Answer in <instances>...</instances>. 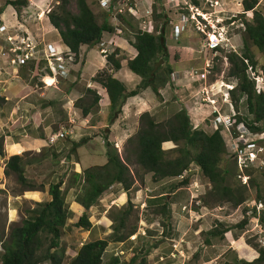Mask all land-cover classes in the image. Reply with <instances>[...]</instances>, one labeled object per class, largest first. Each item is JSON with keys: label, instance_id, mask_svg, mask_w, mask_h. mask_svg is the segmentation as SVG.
Wrapping results in <instances>:
<instances>
[{"label": "rangeland", "instance_id": "obj_1", "mask_svg": "<svg viewBox=\"0 0 264 264\" xmlns=\"http://www.w3.org/2000/svg\"><path fill=\"white\" fill-rule=\"evenodd\" d=\"M4 1L5 0H0V2ZM90 1L93 2V0ZM185 1H187V3L191 5L188 0ZM240 1L241 0L197 1L198 12H203L202 17L199 16L197 20L206 26L203 29L204 32L218 33L219 30L223 29L224 37L226 38L228 43L218 45V47H223L220 51L208 50L204 45V38L206 35H203L202 33L196 31L191 23L187 22L185 26L181 24L180 16L186 15L184 12H189L187 5H184L182 0H164L162 8H160L159 12L158 6H160V3H158V5L153 4V7L151 5V14L149 13L150 19H145L144 16L141 19V17L138 16V18L141 19L138 25L134 19L136 17V13H134V16L126 13L124 14L125 20L130 23L131 19L132 24L136 25V28L138 29H141V27H143L145 28V30H151L154 33L156 27L158 29V26L165 25L164 29L166 32V40H168L166 43L172 45L169 40H174L175 42H178V46L182 47V49H171L169 52L167 50L168 60L171 63H174L176 65L174 66L177 68V71L173 70L171 72L174 78L173 80L170 79L171 89H173L175 99L182 100L188 106L191 105L194 107L195 104L201 106V109L199 110V113L196 117H194L193 114L189 113L188 110L185 109L189 124H191L192 128H194V126H197L199 122V128L203 129L207 133H210L214 130L212 121L214 120V117L217 116L216 120L219 125L215 123V126L217 127L216 130L219 131L224 144V152L220 154L218 165L220 167L226 168V170L229 172L228 174H226L225 184L229 185L235 190L237 189V191H240V193L242 194L243 201L240 203V207L231 208V205L227 203L221 204L219 201H217L216 196L210 190V183L204 176H202L200 170L194 163H190L188 165V167L180 174L181 177H164L156 181H152L150 172H144L139 166L134 164L132 156L127 152L129 145L126 144L125 139L122 141L121 145L118 146L119 150H117L114 145L113 148H115L120 158L124 157V155H127V157L129 158L127 167L130 174H133V182L131 184V187L125 193L126 197L129 198V205H126V201L121 204L117 201L115 202V204L109 205V207L106 208V205L108 204V198L110 196L109 190H111L110 188H108L98 197L100 201H97V199L93 205L89 206V208L85 210L88 221L90 222V226L87 230L74 226L73 223H70L66 219L64 223L65 225L60 228L59 245L64 250L61 264H67V262L75 254V251L81 243L98 239V237H101V239H105L107 243L101 256V264H105L107 260L115 254L118 258L117 264H141L140 259L145 252L144 250H149L150 246L153 245V242L159 240L163 242V244L159 246L155 253H152L150 255L148 264H206L204 262H208L211 259L207 258L208 255L211 256L212 253H218L222 251L220 249H223L224 247H220V249L218 250L217 247L204 249L201 241L206 236H208V230L205 229L209 228V225H211V223L214 224V220L215 222H217V220H219L218 222H222L218 225L219 230L223 229V225L227 226V228L230 229L237 228L236 226L238 223L236 222L241 218L240 210H244V208L242 207V203L251 198H256V196L264 199V182L262 177V173H264V131L251 132L248 130L245 131L240 127V123L243 124V126L253 124L255 126H261L262 130H264V118L260 122L252 123V114L247 112L244 95L234 92V97L232 98V96H230V92L225 93V88L232 87L228 86V84H232L235 86V84L237 83V79L228 74L229 70L233 69L232 63L233 61L236 62V58L230 57L228 60L225 55V53L232 50L236 51L235 54L237 58L242 54L247 55V59L243 60L245 64L244 74L246 75V78L251 82L255 93H264V60L257 48L252 45L251 42L247 39V36L242 29L243 21L250 20L251 14L247 15L246 12L242 11ZM131 2L133 3V1ZM26 3V5H30V7H22L23 9L20 10L19 15H17L15 11L11 15L17 16V20L14 24L18 23L22 25V27L26 28L29 34H31L34 39H40L42 42L46 41L36 35L35 28H37V26H34L38 24L39 20L42 18V16L38 18V15H36L39 10H45L46 12V10L51 9L52 11H62V13L65 14L75 12L73 1H70L65 5H60L59 0H26ZM263 4L264 0H257L256 8L261 13L264 12ZM96 5L99 7L98 3ZM183 6H185L187 10L184 9ZM161 10L164 11L165 18H167L166 21H164V15L160 13ZM156 12H158L161 17H156ZM103 14L104 13L101 11L95 14V19L98 23L102 21V18L104 17ZM110 14L113 16H117L114 12H110ZM41 22L45 23L46 21L42 19ZM110 24H112V26L116 28H118L117 26H119L118 22H116L115 19L114 21L112 20ZM174 26L177 27V30H175L177 36H173L172 33ZM38 28L39 30H43L40 24H38ZM120 28V34H122V36L127 40L131 39V33L136 29L126 27ZM185 28L189 30V33ZM52 34L54 36V39H56V32H53ZM217 36L219 35L216 34V38ZM105 44L107 43L105 42ZM114 47V45L113 47H111L113 49H111L110 52L114 50ZM90 48L91 47L88 46H82L81 52L87 53ZM116 50L118 52V49ZM91 53L94 54L93 49L91 50ZM121 53L123 54V56L118 53L116 54L115 58L121 61L122 57H124L123 59L125 60L131 57V54L127 52L122 51ZM75 63L76 60L68 65L69 72L70 70L71 72H74V69L72 67ZM0 65V74H4L6 76L8 75L7 77H9V79L15 77L13 75L11 76V71L7 72V65L3 58L0 59ZM161 65L162 63L159 66ZM239 65L240 64L238 63V69L241 68V66ZM38 67V69H41L42 71V61L39 63ZM200 74H203L204 77H201ZM136 78H138V76H136ZM178 79H180V82L177 83L176 81ZM71 80L72 78L70 79V81ZM39 82L43 85V83L40 81V78ZM174 82L177 83V85ZM57 84L60 88V93H62V91L66 90L68 81L59 80ZM79 86L81 85L77 83L76 87ZM174 97H171L169 95L168 101L164 104V106H162V104L156 103L151 105V107L148 109L149 114H151L156 121H166L177 109L183 107L181 106V102L173 101ZM212 98L215 99V103L208 102V99ZM66 100L67 99H64V101L62 100L61 108L59 107V104L61 106V101H58V105H56V108L61 111L62 116H65V112L67 111L64 109L65 107H63V104L64 106L66 104ZM88 100L89 99L87 98V94H85L82 97V101L84 102V104H86ZM8 105H12V102L9 104L4 103L2 106V110L5 111ZM92 110H96V112L99 111V106L92 108ZM212 110H215V114H211ZM230 115H233L234 120H236L235 124H233L232 126L233 132L232 130L230 131L232 133V138L229 136L224 126L221 125L223 123L226 124V117ZM193 119L195 120L193 121ZM124 121H120L117 124V128H120L121 124ZM127 125L130 128H132L133 126L137 129L138 119H131V121L127 123ZM134 132L132 134H134ZM88 133L93 136L92 134L94 132L92 133V131H88L86 135ZM239 133H242L243 138H245L246 140H254L255 146L253 148H249V146L245 148V145L243 144L245 139H243V145H240V147H242L243 149L241 148L242 150H240V152L237 151V153H239V156L238 158H236L234 153V137H239ZM96 134H98L103 139L104 137H107V134L106 136H104L103 131L96 132ZM61 141L64 144L63 148L55 155V152L53 150H51L52 152L48 151V155L43 159L41 158L42 153L34 155L33 151L31 150L22 153V157H24L22 160L28 161L29 159L31 160L32 158L38 157L42 163V167H40V169L38 170H32L30 169V167H26V169H23V175L25 176L29 185L32 187V189L30 190L23 184L17 182L16 176L13 172L8 171V174H4L3 171L5 166L3 165L2 161H0V254L2 252V244L8 239L10 228L14 225L19 224L21 219L28 217L32 209H38L40 207V204L44 202L43 201L37 203V201H34L38 200L37 194L34 192V190L39 188L43 189L45 186L47 188L48 184L56 182L58 179H60L61 182L63 181V183H61L60 185V190L63 193L64 205L66 207L70 199L73 197L75 199V196L81 192L80 182H77V180H73L70 174L65 175V171L64 175L63 173L60 174L61 167L58 166H61V159L64 158V163H62V165H64L65 167L67 164L66 161L70 159L74 160L76 158L77 152L76 150H74L73 152L69 151L70 143L68 142V140L67 142L66 140ZM1 144L2 150L5 155L8 154L5 152L18 153L20 151L17 145H8L6 149L3 146V140L1 141ZM173 147H175V145L171 141L162 142L161 144V148L164 150L171 149ZM94 152L96 155L103 154L105 156V152ZM247 152H252L254 154L252 161H244V156ZM51 154L55 157H51ZM173 155L174 154H170V157H172ZM246 156H248V154H246ZM53 161H56L57 164H53ZM88 161L92 162V160ZM99 161L100 159L97 158L93 162L96 163ZM237 162L238 165L241 166V170L238 169ZM242 164H244L245 167H243ZM242 175H245L246 183H243L244 179L242 178ZM193 184H196L195 189H197L196 193L198 195L197 201L193 199L192 203V208L196 211H194L197 216V218L195 219L197 220L196 222L194 219H188L187 214L180 211V205L186 204L187 198H189L188 189L192 191V186H194ZM67 185H70L71 189L66 194L65 188ZM113 189V194L123 191L120 185H115ZM136 189H142V193L141 195H139V201H143V203L139 202L138 199H134V193ZM175 189L176 191H174L173 196V202L175 203V207L173 206V208L175 212L178 216L182 214L183 218L187 219L189 225L195 224L194 227L201 229V231L193 237L191 231H189L188 229L184 231L185 239L188 238V234L186 233L188 230V233L191 234L192 237L191 240L188 239V241H186L185 239L181 238V242L175 247L176 250L182 252L183 257L179 256L177 252L173 253V256L168 255V253L173 249L170 246L172 241L169 242L163 239V237H170L171 229L165 228L167 209L164 207L163 211H161V202L162 200H166L167 202L172 200L171 196H169L170 198H168V196H165V194L167 195L168 193L169 195L170 192ZM44 191L47 192L46 189ZM158 194H163L165 197H155ZM196 202H198V205H195ZM215 203H219L217 205H220L221 209H217L216 205H213ZM96 204L103 205L102 207H99V209L101 208V211L103 212L100 211V213L97 214L98 208H96ZM123 209H127L129 212L125 225L134 226V228H136V237L134 238V240H129L127 237V239H124L120 242L110 241L109 234L111 232V226L116 223V220L115 223L111 221L110 216L113 215L117 217L119 215V212ZM157 211L162 214L158 213ZM99 220H102V225L96 224V222ZM231 232L233 235L235 234L233 233L235 232L234 230H232ZM214 237L216 238L218 244H226L225 241L223 242L224 236L222 237L220 235ZM243 237L246 244L253 247L254 250H256L258 253V243L257 241H255V237L248 238L247 235H244ZM159 256H162V259H159ZM221 262H219V264H229L226 261L222 263ZM215 263L218 264L217 262H209V264ZM41 264L47 263L43 262ZM249 264H264V261L253 262Z\"/></svg>", "mask_w": 264, "mask_h": 264}, {"label": "trees", "instance_id": "obj_2", "mask_svg": "<svg viewBox=\"0 0 264 264\" xmlns=\"http://www.w3.org/2000/svg\"><path fill=\"white\" fill-rule=\"evenodd\" d=\"M70 1H73L75 12L65 14L62 11L49 9L46 17L49 24L56 29L62 44L74 53L76 58L80 45L91 46L97 43L100 40L101 33L109 31L111 28L104 22H96L86 0H59V4L65 5ZM189 1L195 6L198 5L197 0ZM4 2L10 5L17 15H19L22 7L27 4L26 0H5ZM240 5L243 12H246L247 15L251 14L250 20L243 21L242 29L247 39L257 48L264 60V12L261 13L256 8L257 0H241ZM118 17L126 21L124 17ZM156 17L161 16L156 14ZM129 43L134 48L135 54L126 60V67L140 78L133 89L126 90L124 85L113 78L105 69L96 72L91 77V80L98 82L104 88L107 95L109 104L106 121L108 123H111L116 117L126 97L133 96L146 87H149L155 95H158V89L169 84L171 67L168 63L163 25H160L157 33H147L135 29ZM235 53L236 51L225 53L228 60L230 57L236 58V62L233 61L232 63L233 69L228 72L230 76L237 79L233 90L229 91L230 96L233 98L234 92L244 95L247 112L252 114V123L260 122L264 118V93H255L251 82L244 74L245 64L243 60L247 59V55L242 54L237 58ZM116 54L117 50L114 49L105 56L112 70L119 68V59L115 58ZM159 59L162 61V65L152 70L153 64ZM238 63L241 66L240 69H238ZM85 94H87L89 100L86 105L81 106L80 111L83 115L88 112L90 107L96 106L99 98L95 91L88 88L85 89ZM137 119L138 127L136 131L126 138V144L129 145L127 152L132 156L134 164L144 172L151 173L152 181L164 177L178 176L190 163H194L202 176L210 183V190L216 196L217 201L221 204L227 203L231 205V208L236 207L243 201L240 191L225 184L226 174L229 172L226 168L218 165L220 154L224 152V144L218 130L215 129L207 133L201 128H192L183 107L177 109L164 122L156 121L146 111L141 112ZM245 127L251 132L264 131L261 126L253 124ZM85 141V138H80L77 142H72L69 151L73 152ZM166 141H171L175 147L167 150L162 149L161 144ZM105 144V162L102 165H92L82 169L80 175L76 173L71 175L73 180L78 179L81 184V192L75 196L74 200L83 208L82 213L73 225L84 230H87L90 226L85 210L93 205L110 185L118 183L123 192L126 193L133 182V174H130L127 167V162H129L127 155L120 158L112 144L106 141ZM1 149L0 140V154ZM170 154L174 155L170 157ZM4 166V174H8V171L13 172L18 183L23 184L29 190L32 189L23 175L24 168L21 156H9ZM262 177L264 182V173H262ZM60 185V179L48 184L47 194L49 199L44 202L40 201L43 203L40 204L38 209H32L28 217L21 219L19 224L10 228L8 239L2 244L0 264H41L43 262L61 264L64 250L59 245L60 228L65 225V220L69 218L70 212L64 205ZM254 199L264 203V199L259 196ZM125 203L129 205L128 197H126ZM161 204V211H163V208H166V200H162ZM217 204L219 203L213 205ZM128 215V210L123 209L117 217L110 216L112 222L115 223L116 220V223L111 226L110 241H123L135 232L136 228L134 226L125 225ZM246 221L247 215L245 211H242L241 219L236 222L239 231L244 228ZM214 223L207 232L208 236L221 235L223 237L224 232L230 229L223 225V229L219 230L218 225L222 222H215L214 220ZM205 240H208V238L206 237ZM106 244L105 239H94L81 243L67 264H101V256ZM140 260L141 264H144V256ZM262 261H264V248L258 247L256 259L249 263ZM117 262L118 258L115 255L110 257L105 264H117ZM241 263L249 264L246 262Z\"/></svg>", "mask_w": 264, "mask_h": 264}, {"label": "crops", "instance_id": "obj_3", "mask_svg": "<svg viewBox=\"0 0 264 264\" xmlns=\"http://www.w3.org/2000/svg\"><path fill=\"white\" fill-rule=\"evenodd\" d=\"M132 1L136 13V17L134 19L135 22H137V25L143 16L145 19L147 18L150 19L149 13L151 14V7H150L151 5L153 7V4L158 5V3H160L159 4L160 6H158L159 7L158 12H159L164 2V0H132ZM86 3L94 16L99 11L104 13L103 14L104 17L102 18V21L100 23L104 22L111 29L109 31H103L101 33L100 40L97 43L88 46L91 48L87 53L81 52L82 46L86 47V45L79 46L78 54L76 56V63L72 67L74 69V72H71L70 70L68 75L62 80V81L65 80L68 81L66 90L60 93L59 90L60 88L58 87L57 83L54 86L42 85L39 82V74H40V71L38 69L39 67L32 61H29L26 64L15 68V70L11 72V76L12 75L15 76L13 78L9 79V77H7L8 75L6 76L4 74H0V140L1 141L3 140V146L6 149L8 145L10 146L17 145L20 149L18 153L5 152L8 153L6 155L1 149L0 161H2L3 165H5V161L11 155H19L22 157L23 152L31 150L33 151L34 155H38L42 153L41 158L43 159L48 155L47 153L48 151L53 150L55 152L54 153L55 155L63 148L64 144L62 143L61 140H66V142L68 140V142L71 145L72 142H77L80 138H85L86 141L75 149L77 151L76 158L74 160L70 159L66 161L67 164L65 167L64 165H62V163H64V158H63L61 159V166H58L61 167L60 174L63 173L64 175V171H65V175L67 174L72 175L73 173L80 175L82 169L89 167L91 165H102L105 162V156L103 154L96 155L94 152V151L105 152L106 150L105 141L112 144V147L114 145V147H116L117 150H119L118 146L121 145L122 141L125 140L126 137L130 136L136 130L135 127L132 126V128H130L127 125V123L131 121V119L134 118L136 120L138 114L144 111L148 112V109L154 103L162 104V106H164V104L168 101L169 95L171 97H174L173 94L174 92L173 89H171L170 84H166L163 87L159 88L158 95H155L150 90L149 87H146L140 90L135 95L126 97V99L124 100L123 104L120 107V111L116 114V117L113 119V121L111 123H108V121H106V117L108 115V104H109L107 95L105 93L104 88L101 87V85L98 82L91 80V77L94 76L96 72L105 69L111 74L113 78L120 81L124 85L126 90H131L138 84L140 78L139 77L136 78L137 75L134 76L135 74L133 73L134 74L133 75L132 72L128 70V68L126 67L127 59L125 60L123 59L124 57H122L121 61L119 60V68L116 70H112L110 68V65L105 59V56L110 53L111 49H113L111 48L113 47V45L116 47V48L114 47V49H118L117 54L119 53L120 55L123 56V54L121 53L123 51L131 54V57L134 56L135 50L130 45L129 39L127 40L125 37L122 36V34H120L121 33L120 27L135 29L136 25L132 24L131 19H130V23H128L127 20L126 21L121 20L118 16H113L110 13L105 12L102 8L96 5L94 0L93 2L90 0H86ZM28 7H30V5L29 6L26 5L23 8H28ZM158 12H156V14H158ZM13 13H14V9L10 5L5 4V2H0V19H3L5 24L12 25L15 23V21L17 20L16 19L17 16L16 15L11 16ZM160 13L164 15V11L161 10ZM138 16H140L141 19L138 18ZM42 19L46 21L45 22L46 24L41 22ZM114 19L116 20V22H118L119 25L117 26L118 28L110 24L112 20L114 21ZM164 20L165 21L167 20V18H165V15H164ZM38 24H40L43 30H39ZM38 24L34 25L37 26V28H35L36 30L35 33L37 36L41 37V39L45 40L46 42L52 43L54 45H58L61 43L56 29L49 24L47 18L44 15L39 20ZM164 26H163V35L168 52L171 49L173 50L176 48L182 49V47L178 46V42H175L174 40L171 41L169 40V42L172 43V45L166 43L168 40H166V32ZM159 29L160 26H158V29L156 27L155 33H157ZM187 31L189 33V30ZM53 32H56L57 34L56 39H54V36L52 34ZM132 33H131V39H132ZM105 42L107 44H105ZM92 49L94 50V54L91 53ZM0 59L2 58L0 57ZM168 63L171 67V71L177 69L174 63H171L169 60ZM6 70L7 72L11 71L10 67L8 66ZM71 78L72 80L70 81ZM176 82L177 83L180 82V79H178ZM77 83L80 84L81 86L76 87ZM177 83L175 84L177 85ZM87 88L95 91V93L99 96V98L96 106L90 107L88 112L83 115L81 114L80 110H81V106L86 105L82 101V97L85 95V89ZM64 99H67L65 101L66 102L65 106L63 104V107H65L64 109L67 111L65 112L66 113L65 116H62L61 111L56 108V105H58L57 103L58 101H61V106L59 104V107L61 108L62 100L64 101ZM173 101L181 102V106H183L184 109H187L189 113L193 114L194 117L197 116L199 110L201 109L200 105L195 104L194 107L191 105L188 106L182 100L175 99V97ZM11 102L12 105L10 106L8 105L5 111H3L2 110L3 104L4 103L9 104ZM97 106H99V111L97 112L96 110L93 111L92 108ZM71 120L72 122H69ZM194 120L195 119H193V121ZM120 121H124V122L121 124L120 128H117V124ZM198 125L199 122L197 126H194V128H199ZM59 128L70 129L71 135L69 136L65 135L63 138H58L52 144L48 145L46 143V138L50 135V133L56 131ZM88 131H92V133L94 132L92 134L93 136H91V134L89 133L86 135ZM100 131H103L104 136H106L107 134L105 140L101 138L98 134H96V132H100ZM54 155H52L51 157H55ZM23 158L24 157H22V159ZM97 158L100 159V161L94 163L93 161ZM88 160H92V162H89ZM22 163L24 169H26V167H30V169L32 170H38L40 169V167H42L41 160L38 157L32 158L31 160L29 159L28 161L22 160ZM53 164H57V162L53 161ZM61 183H63V181ZM115 185L119 186L118 183H113L109 187L111 190H109L110 196L108 198V202H107L108 204L106 205V208L109 207V205L115 204V202L117 201L120 202V204L126 201V195L123 191L116 192L114 194L112 193V191L114 190L113 187ZM45 189L47 190L46 186L43 189L39 188L34 190V192L37 194L38 197V200H34V201L40 202V201H47L49 199L47 192L44 191ZM70 189L71 186L67 185L65 188V193L67 194L70 191ZM174 191H176V189L172 190V192H170L169 195L165 194V196H168V198H170L169 196H171L172 199L168 202L166 201L167 213H166V225H165V228L171 229L170 232L171 234L170 237L168 238L163 237V239L169 242L170 241L177 242V240L185 239L184 231L186 229L192 232V237L197 235L201 231L200 228L194 227L195 224L189 225L187 219L183 218L182 214L180 216L177 215V213L173 208V206L175 207L174 205L175 203L173 202ZM141 193H142V189H136L134 193V199H138L139 201L140 200L139 195H141ZM161 196L164 195L158 194L155 197H161ZM97 201L100 200L98 199ZM139 202L143 203V201H139ZM102 206L103 205L101 204H96V208H98L97 214L100 213L101 208L99 209V207ZM67 208L70 212V218H68L67 220L70 223H74L77 217L82 213L83 208L77 202H75L74 197L71 198L70 201L68 202ZM96 224L102 225V220L97 221ZM188 230L186 232L188 234V238L185 239L186 241H188V239L191 240L192 238L191 234L188 233ZM205 230H210V229L207 228ZM232 230L235 231L233 232L235 233L234 235L231 232ZM206 237L208 238V240H205ZM206 237L201 241L202 242L201 244L204 247V249L217 247L218 250L220 249V247H224L223 248L224 250L220 249L222 251L219 250L220 252L218 253L217 252L212 253L211 256L208 255L207 258L208 259L211 258V259L208 262H204L206 264L207 263L209 264V262H217L219 264V262L221 261L222 262L226 261L229 264H242L241 262L249 263L255 260L257 257L256 250H254L253 247L246 244L243 235H241L240 231L237 228L229 229V232H226L224 234L223 242L225 241L226 244L223 243L218 244L215 237H211V236H206ZM98 239H101V237H98ZM161 244H163V242H161L160 240L153 242L154 246L151 245L149 250L148 249L144 250L145 252L142 255L144 256V261H145L144 264L149 263L150 255L152 253H155V251L159 248V246H161Z\"/></svg>", "mask_w": 264, "mask_h": 264}, {"label": "built area", "instance_id": "obj_4", "mask_svg": "<svg viewBox=\"0 0 264 264\" xmlns=\"http://www.w3.org/2000/svg\"><path fill=\"white\" fill-rule=\"evenodd\" d=\"M98 5L105 9L107 12H114L117 15H124L129 14L134 16L135 10L132 6L130 0H96ZM189 1V0H188ZM184 5H187L190 14L186 17V15L180 16L181 23H185L188 21H193L191 24L193 28L206 35L204 38V45L208 50H214L216 46L217 38L215 37V33L204 32V28L206 27L203 23H200L195 15L199 14L201 17L203 12H198L197 6L191 4L189 5L187 1L182 0ZM185 8V6H183ZM49 10H39L36 15L39 18L40 16L46 14ZM142 30L145 28L141 27ZM175 30L177 27H173L172 33L173 36L176 35ZM146 31V30H145ZM172 35V34H171ZM170 35V36H171ZM65 49V50H64ZM0 57L4 59L6 65L10 67L11 72L15 70L18 66H21L26 61L32 60L35 63H40L42 61V75L40 80L46 86L47 84L44 82V77L50 78V84H55L58 82L60 78H63L68 73V65L71 64L73 59V54L70 53L66 48H57L52 43L49 42H42L41 40H36L29 34L26 28L22 27V25L16 23L13 25L5 24L2 19H0ZM208 67V66H206ZM201 77H204L203 74H200ZM171 78H173V74H171ZM227 86V85H226ZM230 86V85H228ZM209 103H213L214 99H208ZM217 117V116H216ZM214 117L212 121L213 129H217L215 123L219 125V123ZM69 122H72L69 121ZM233 119L230 116L226 117V124H221L224 126L225 130L228 132L229 136H232L231 131V124ZM243 130L247 131L243 126ZM71 130L68 128H59L55 132L50 133V135L46 138V142L48 144L55 141L57 138L63 137L64 135H70ZM232 138V137H231ZM235 146H234V153L235 157L238 158L240 150L239 143L243 142V134L239 133V137L235 138ZM246 142H243V144ZM252 142L246 143V146H253ZM253 153L248 152V161H251L253 158ZM244 161H246V156H244ZM245 167L244 164H242ZM237 167L241 170V166L238 165ZM243 183H245V177ZM193 194H190L188 206L186 208L185 205L181 206V209H186L188 214V219H196L197 216L194 210L191 208L192 206V199ZM197 203V202H196ZM244 206L247 208L245 214L248 216L247 223L245 225L244 232L249 233V237H255V241L259 243V245L264 247V204L260 201H255L250 199L244 202ZM253 208V209H252ZM217 209H221V207H217ZM262 216V219H261ZM199 217V215H198ZM143 233V232H142ZM136 234L130 235L128 238L129 240H133ZM181 240L178 242H172L170 246L173 248L168 255L173 256V253H178L179 256L183 257L182 252L175 249V247L180 243ZM159 259H162V256H159Z\"/></svg>", "mask_w": 264, "mask_h": 264}, {"label": "clouds", "instance_id": "obj_5", "mask_svg": "<svg viewBox=\"0 0 264 264\" xmlns=\"http://www.w3.org/2000/svg\"><path fill=\"white\" fill-rule=\"evenodd\" d=\"M130 1H132V0H130ZM94 2L97 4V1L96 0H94ZM190 2V1H189ZM132 3V2H131ZM192 4V3H191ZM132 6H133V8H134V4L132 3ZM197 6V5H196ZM100 7V6H99ZM101 8V7H100ZM103 9V8H102ZM184 9H186V8H184ZM105 12H107L105 9H103ZM187 10V9H186ZM190 12L191 11H187V13H185L186 14V17L190 14ZM107 13H110V12H107ZM47 14V13H46ZM46 14H44V16L46 17ZM117 15V14H116ZM43 16V15H42ZM117 16H124V15H117ZM200 15L199 14H197V15H195V17L196 18H198ZM47 18V17H46ZM187 22H189V23H192L193 21H189V19H188V21ZM187 22H185V23H181V24H183L184 26H185V24L187 23ZM183 26V27H184ZM222 27V26H221ZM140 31H144V32H147V33H153L151 30H142V29H139ZM155 33V32H154ZM216 34H218L219 36H217V41H216V46H215V49L214 50H211V51H220L223 47H218V45H220V44H227L228 42H227V40H226V38L224 37V33H223V29L222 30H219L218 31V33H215L214 35H215V37H216ZM61 42V41H60ZM54 45V44H53ZM54 46H56L57 48H62V47H64V48H66L70 53H72L65 45H63L62 44V42L60 43V44H58V45H54ZM65 50V49H64ZM232 51H235V50H232ZM73 54V59H72V62L74 61V60H76V58H75V55H74V53H72ZM29 61H32V60H29ZM29 61H26L24 64H26L27 62H29ZM32 62H34V61H32ZM35 63V62H34ZM24 64H22V65H24ZM36 65H38L39 66V63H35ZM21 65V66H22ZM19 67V66H18ZM40 71V75H39V78H41V75H42V71H41V69L39 70ZM172 72V71H171ZM171 72H170V74H169V81H168V83L170 84V79L171 80H173L174 78H171ZM68 73H69V70H68ZM68 73L63 77V78H60L59 80H63L67 75H68ZM44 78H46V77H44ZM176 78H177V76H176ZM59 80H58V82H59ZM41 81V80H40ZM42 82V81H41ZM57 82V83H58ZM43 83V82H42ZM56 84V83H55ZM55 84H48V85H46V86H54ZM44 85V84H43ZM228 85H230V86H232L231 88L230 87H227V88H225V93H229V91L231 90V89H233L234 88V85H232V84H228ZM45 86V85H44ZM213 99V98H212ZM213 103H215V99H214V102ZM212 113H214L215 114V110H212V112H211V114ZM230 117L232 118L233 117V115H230ZM233 124H234V119H233V122H232V124H231V129H232V126H233ZM240 127L241 128H243V124H241L240 123ZM245 127V126H244ZM245 129H246V127H245ZM215 130V129H214ZM55 132V131H54ZM71 135V134H70ZM65 136V135H64ZM63 136V137H64ZM67 136H69V135H67ZM63 137H60V138H63ZM58 139V138H57ZM54 142V141H53ZM52 142V143H53ZM248 142H252V144H254V140H246V142L244 143V145H245V148H247L248 146H246V143H248ZM47 143V142H46ZM52 143H50V144H52ZM48 144V143H47ZM49 145V144H48ZM240 145H243L242 143H239V147H240ZM255 146V144L253 145V146H251V147H249V148H253ZM240 148H242V147H240ZM252 153V152H251ZM246 154H248V152L246 153ZM246 154H245V156H246ZM253 159V158H252ZM248 160V156H246V161ZM252 161V160H251ZM179 177H181L180 175H178ZM242 177H245V175H242ZM245 183H246V181H245ZM194 186H192L193 188H192V191L190 190V189H188V193H189V198H190V194H193V197H192V199H191V201H192V203H193V199H195V201H197V193H196V190L197 189H195L196 188V184H193ZM189 198H187V202H186V204H181L180 205V211H182V212H185V214H187V211H186V209H181V206H183V205H185L186 206V208H187V206H188V202H189ZM251 199H253V200H255L254 198H251ZM250 200V199H249ZM246 201H248V200H246ZM246 201H244V202H246ZM256 202H257V200H255ZM244 202L242 203V207L244 208V210H240V213L242 214V211H246V207L244 206ZM261 202V201H260ZM264 204V203H263ZM195 205H198V202L195 204ZM240 205L241 204H238L237 206H236V208H239L240 207ZM193 207V204H192V206H191V208ZM216 207H220V205H216ZM235 208V207H234ZM193 209V208H192ZM253 209V208H252ZM195 211V210H194ZM187 216H188V214H187ZM188 218V217H187ZM247 218H248V216H247ZM241 219V218H240ZM197 220H195V222H196ZM217 221H219V220H217ZM214 222V221H213ZM221 222V221H220ZM246 223H247V221H246ZM246 223H245V225H246ZM215 224V223H214ZM214 224H212L211 223V225L209 226V228L211 227V226H213ZM245 225H244V228L243 229H241L240 230V233H241V235H247V237L248 238H253V237H249V233H245L244 232V229H245ZM226 232H229V230H227ZM226 232H224V234L226 233ZM132 234H136V230H135V232L134 233H132ZM131 234V235H132ZM224 234H223V236H224ZM130 236V235H129ZM128 236V237H129ZM136 237V236H135ZM129 239V238H128ZM134 240V239H133ZM179 241V240H178ZM177 241V242H178ZM173 242V241H172ZM181 242V241H180ZM257 246L258 247H262V248H264L263 246H261V245H259V243L257 244ZM257 252V251H256ZM116 255V254H115ZM114 255V256H115ZM257 255H258V253H257ZM117 256V255H116Z\"/></svg>", "mask_w": 264, "mask_h": 264}, {"label": "water", "instance_id": "obj_6", "mask_svg": "<svg viewBox=\"0 0 264 264\" xmlns=\"http://www.w3.org/2000/svg\"><path fill=\"white\" fill-rule=\"evenodd\" d=\"M161 60L159 59V60H157L154 64H153V68H152V70H155L160 64H161Z\"/></svg>", "mask_w": 264, "mask_h": 264}, {"label": "bare ground", "instance_id": "obj_7", "mask_svg": "<svg viewBox=\"0 0 264 264\" xmlns=\"http://www.w3.org/2000/svg\"><path fill=\"white\" fill-rule=\"evenodd\" d=\"M44 81H45L46 83H48V84H50V82H51L50 79H48V77L44 78ZM48 84H47V85H48Z\"/></svg>", "mask_w": 264, "mask_h": 264}]
</instances>
